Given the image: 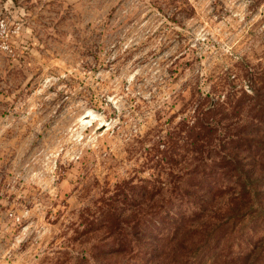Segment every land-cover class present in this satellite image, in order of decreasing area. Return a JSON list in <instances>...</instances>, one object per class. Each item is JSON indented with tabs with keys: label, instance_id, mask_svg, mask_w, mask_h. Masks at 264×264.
Returning <instances> with one entry per match:
<instances>
[{
	"label": "rangeland",
	"instance_id": "obj_1",
	"mask_svg": "<svg viewBox=\"0 0 264 264\" xmlns=\"http://www.w3.org/2000/svg\"><path fill=\"white\" fill-rule=\"evenodd\" d=\"M0 3V264H264V189L213 221L223 166L189 172L210 103L264 95V0Z\"/></svg>",
	"mask_w": 264,
	"mask_h": 264
},
{
	"label": "trees",
	"instance_id": "obj_2",
	"mask_svg": "<svg viewBox=\"0 0 264 264\" xmlns=\"http://www.w3.org/2000/svg\"><path fill=\"white\" fill-rule=\"evenodd\" d=\"M248 96L244 91L242 97L233 99L235 102L210 103L198 122L190 127V132L198 133L192 141L191 151L196 157L189 172H206L204 168L209 169L214 162L223 166V178L228 182L219 194L228 199L214 210L210 216L213 221L224 218L238 221L261 207L256 199L264 189V95L246 103ZM205 148L207 155L202 156ZM198 180V177L189 180L193 190H203L204 179ZM186 195L187 191L180 192L173 200L191 202Z\"/></svg>",
	"mask_w": 264,
	"mask_h": 264
},
{
	"label": "built area",
	"instance_id": "obj_3",
	"mask_svg": "<svg viewBox=\"0 0 264 264\" xmlns=\"http://www.w3.org/2000/svg\"><path fill=\"white\" fill-rule=\"evenodd\" d=\"M6 33L8 34L7 24L5 23L4 20H1L0 21V34L1 35H3V34L6 35ZM5 48H7V47H5Z\"/></svg>",
	"mask_w": 264,
	"mask_h": 264
},
{
	"label": "crops",
	"instance_id": "obj_4",
	"mask_svg": "<svg viewBox=\"0 0 264 264\" xmlns=\"http://www.w3.org/2000/svg\"><path fill=\"white\" fill-rule=\"evenodd\" d=\"M2 3H3V1H2ZM5 4V3H4ZM6 6V5H5ZM8 6L10 7V9L11 8H14V10L12 11V9H11V11L10 12H16L18 9L16 8V6H15V4L14 5H12V4H10V5H7V8H8ZM3 8V5L0 3V9H2Z\"/></svg>",
	"mask_w": 264,
	"mask_h": 264
}]
</instances>
